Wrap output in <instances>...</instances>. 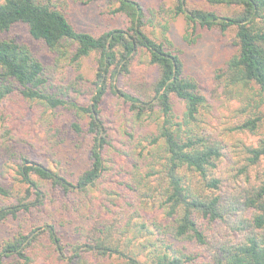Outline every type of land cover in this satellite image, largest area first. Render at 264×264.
Listing matches in <instances>:
<instances>
[{
	"label": "trees",
	"instance_id": "trees-1",
	"mask_svg": "<svg viewBox=\"0 0 264 264\" xmlns=\"http://www.w3.org/2000/svg\"><path fill=\"white\" fill-rule=\"evenodd\" d=\"M116 1L112 11L125 15L128 26L94 34L77 29L54 0H0V102L18 94L52 111L66 108L75 115L71 129L91 138L86 164L74 178L11 143L0 144V169L14 170L12 180L0 182V196L11 200L0 206V231L10 220L42 212L47 202L59 200L64 212L0 235V264H33L45 245L64 264H264V172L258 169L264 160V0H206L220 10L173 0V15L185 17L189 42L200 37L198 28L234 32L236 49L224 76L251 97L250 116L237 129L260 137L243 146V165L232 178L221 172L223 144L203 127L206 96L187 73L168 25L157 35L138 1ZM17 25H25L56 60L70 54L79 68L95 55L89 103L51 90L42 59L10 35ZM140 55L156 66L153 80L135 75ZM109 93L127 105L123 145L103 118ZM115 153L132 165L121 179L125 194L117 212L109 205L120 193L101 188ZM149 206L161 210L162 220H146ZM66 211L82 222L69 227Z\"/></svg>",
	"mask_w": 264,
	"mask_h": 264
},
{
	"label": "rangeland",
	"instance_id": "rangeland-1",
	"mask_svg": "<svg viewBox=\"0 0 264 264\" xmlns=\"http://www.w3.org/2000/svg\"><path fill=\"white\" fill-rule=\"evenodd\" d=\"M54 1L67 10L79 30L100 34L106 30L128 26L125 15L112 11L117 6L116 0ZM136 1L144 7L146 14L150 17L152 32L160 35L163 29L162 24L168 25L167 33L180 49L187 73L198 80L207 99V104L202 110L203 127L205 132L223 144L225 156L220 169L224 176L232 178L243 165V146L256 145L260 137L259 134L237 129V126L250 116L248 103L251 102V97L250 94H244L247 88L242 90L236 85H229L224 76L226 60L236 49L234 32L229 31L223 34L217 30L198 28L196 34H200V37L196 42H189L185 37L187 34L185 17L173 15V0ZM189 2L197 7L221 9L206 0H189ZM10 35L28 43L42 59L46 66L49 86L53 92L65 94L81 103L90 102L93 94L91 81L96 67L95 55L84 58L81 66L77 68V63L71 60L70 54L60 56L56 60L44 43L30 37L25 25L12 28ZM133 71L135 75L144 76L149 80H153L157 75L156 66L149 64L141 55L135 60ZM79 74L82 75L79 76ZM126 107L123 99L112 93L107 94L102 104L105 124L110 128L115 143L119 145H123L121 131L124 127ZM178 108H182V104L178 103ZM74 118V113L66 108L61 107L52 111L36 101L27 100L24 97L22 99L18 94H14L0 102V144L11 143L15 150H23V154L33 160L43 162L74 178L86 164L88 147L91 143L89 136L79 135L71 129L70 124ZM7 138L11 139L7 140ZM12 159L15 162L16 159ZM114 160L101 188L108 186L120 193L109 205L117 212L119 206L117 207L116 203L124 202L125 194L121 179L127 178L132 165H128L129 159H126L124 155L115 153ZM1 162L2 159H0ZM258 169L264 172V160ZM1 171L3 173H0V182L7 183L12 180L14 176L12 167L3 166ZM10 202L11 200L0 196V206ZM60 203L59 200L56 203L47 202L42 212L35 211L23 215L18 220L8 221L2 227L0 235L3 236L20 226L29 229L33 225L56 220L64 214ZM65 214L71 218L69 227L74 228L82 222L80 218L75 219V216L70 215L68 211ZM102 214L108 213L103 209ZM144 215L149 221L162 220L163 216L161 210L153 206L146 207ZM188 249H195V246L190 244ZM33 264H64V262L48 245H45L41 247L40 254Z\"/></svg>",
	"mask_w": 264,
	"mask_h": 264
}]
</instances>
